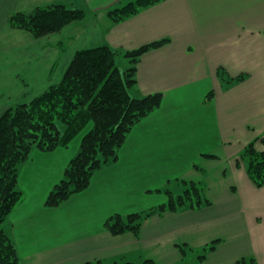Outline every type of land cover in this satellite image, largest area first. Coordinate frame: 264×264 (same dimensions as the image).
I'll use <instances>...</instances> for the list:
<instances>
[{"label": "crops", "instance_id": "1", "mask_svg": "<svg viewBox=\"0 0 264 264\" xmlns=\"http://www.w3.org/2000/svg\"><path fill=\"white\" fill-rule=\"evenodd\" d=\"M128 1L0 0V116L59 83L78 50L106 44L125 69V51L165 40L141 55L130 90L135 97L161 92L160 106L133 126L117 160L51 207L45 199L85 130L67 146L33 149L19 168L23 199L5 231L23 264H235L250 257L264 264V186L250 180L239 160L251 142L264 149V0H160L111 20L107 11ZM56 4L86 15L41 38L9 24L16 13ZM220 67L244 78L226 83ZM179 180L202 184L211 204L152 214L138 236L105 229L115 213L165 202L157 189L177 192ZM212 242L213 250L199 258Z\"/></svg>", "mask_w": 264, "mask_h": 264}, {"label": "trees", "instance_id": "2", "mask_svg": "<svg viewBox=\"0 0 264 264\" xmlns=\"http://www.w3.org/2000/svg\"><path fill=\"white\" fill-rule=\"evenodd\" d=\"M160 0H130L107 11L113 21H120L140 9ZM86 12L64 4L37 7L29 13H16L9 18L11 27L28 31L36 38L58 32L65 25L82 19ZM165 40L155 41L128 50L123 55L129 66L120 69L116 64L118 51L106 44L76 51L62 80L28 102L7 108L0 116V264H23L16 245L5 231V220L23 199L18 187L21 164L33 149L51 151L67 146L73 137L85 130L78 151L66 165L62 178L52 187L45 205L55 207L69 196L86 189L93 173L115 162L127 135L141 119L161 103L162 93L135 97L130 90L136 84V64L141 55ZM226 83L240 80L227 76L224 68L217 70ZM212 92L207 95L210 98ZM250 180L264 186V149L251 142L240 159ZM179 191L169 185L157 189L166 201L143 212L115 213L107 218L104 227L113 235L130 232L139 235L142 221L155 213L198 210L211 204L202 184L179 180ZM216 242L203 247V258ZM184 250V247H181ZM82 264H154L151 260L135 263L125 260H94ZM235 264H256L254 258H241Z\"/></svg>", "mask_w": 264, "mask_h": 264}, {"label": "rangeland", "instance_id": "3", "mask_svg": "<svg viewBox=\"0 0 264 264\" xmlns=\"http://www.w3.org/2000/svg\"><path fill=\"white\" fill-rule=\"evenodd\" d=\"M123 68V67H122ZM238 133L240 134V132L238 131ZM243 133H245V132H243Z\"/></svg>", "mask_w": 264, "mask_h": 264}]
</instances>
